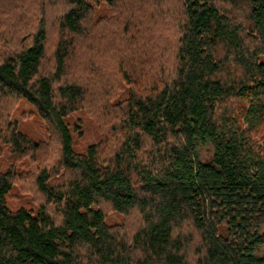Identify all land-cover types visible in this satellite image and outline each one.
<instances>
[{
	"label": "trees",
	"instance_id": "obj_1",
	"mask_svg": "<svg viewBox=\"0 0 264 264\" xmlns=\"http://www.w3.org/2000/svg\"><path fill=\"white\" fill-rule=\"evenodd\" d=\"M263 128L264 0H0V264H264Z\"/></svg>",
	"mask_w": 264,
	"mask_h": 264
},
{
	"label": "rangeland",
	"instance_id": "obj_2",
	"mask_svg": "<svg viewBox=\"0 0 264 264\" xmlns=\"http://www.w3.org/2000/svg\"><path fill=\"white\" fill-rule=\"evenodd\" d=\"M106 15H110V8L106 3L96 7V18ZM31 21L33 22V19L29 20V24ZM120 94L124 95V90L122 91L121 89ZM116 97L117 95L114 98ZM10 120L16 124L18 130L29 135L35 141H50L51 132L46 121L41 117L36 107L27 98H21L17 102L15 107L12 109ZM69 121L72 126H78L77 130L73 128L72 131L73 145L76 150L85 151L90 144L99 142L102 139V127L94 117V114L89 111H77L70 116ZM2 145L4 152L2 156L1 169L7 170L12 163L16 164L18 170L20 171H25L30 168V161L28 158L24 157L18 162L14 161L10 144L3 143ZM37 200L38 199L33 192L23 191L19 186H15L13 191L8 196V204L13 209L24 206L36 211L39 205ZM127 221L128 217L125 214L113 211L109 212L106 218V222L110 225H121Z\"/></svg>",
	"mask_w": 264,
	"mask_h": 264
}]
</instances>
